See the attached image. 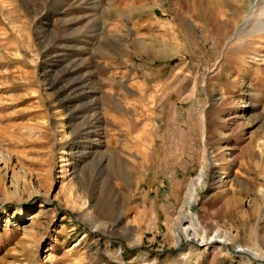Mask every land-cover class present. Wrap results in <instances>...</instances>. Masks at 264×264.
Returning <instances> with one entry per match:
<instances>
[{
	"label": "rangeland",
	"instance_id": "rangeland-1",
	"mask_svg": "<svg viewBox=\"0 0 264 264\" xmlns=\"http://www.w3.org/2000/svg\"><path fill=\"white\" fill-rule=\"evenodd\" d=\"M263 13L0 0V264H264Z\"/></svg>",
	"mask_w": 264,
	"mask_h": 264
},
{
	"label": "bare ground",
	"instance_id": "bare-ground-1",
	"mask_svg": "<svg viewBox=\"0 0 264 264\" xmlns=\"http://www.w3.org/2000/svg\"><path fill=\"white\" fill-rule=\"evenodd\" d=\"M263 14H264V13H263ZM175 55H176V54H175ZM201 178H202V175L199 174V175H198V178H197V180H196V182L190 186L189 191H188V193H187V195H186V198H185V203H186V204H188V205L191 204V199H192L193 194H194V186H195L196 184H199V183H200ZM180 224H181V223L179 222V225H180ZM221 234H222V233H220L219 231H216L215 234H214L212 237H210L209 239H207V240L205 241V243H204L203 245H201V246L208 247V246H210V245H211L212 243H214V242H215V243L217 242V243H228V244H229V243L232 241L231 238H230L228 235H221ZM196 237H197V234H196L195 232H191V233L189 234V238H190V240L187 239V241L192 242V241L195 240ZM237 248H238V252H239V253L245 254L246 256L253 257L254 259H260V258H261V256H260V255H257V254L254 252V250H252V249L246 248V247H244V246H238Z\"/></svg>",
	"mask_w": 264,
	"mask_h": 264
}]
</instances>
